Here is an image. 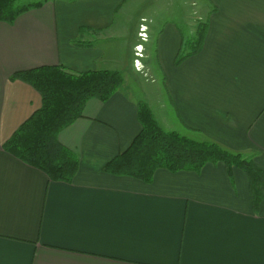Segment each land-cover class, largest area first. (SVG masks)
Returning a JSON list of instances; mask_svg holds the SVG:
<instances>
[{"label": "crops", "instance_id": "obj_1", "mask_svg": "<svg viewBox=\"0 0 264 264\" xmlns=\"http://www.w3.org/2000/svg\"><path fill=\"white\" fill-rule=\"evenodd\" d=\"M38 3L14 23L0 22V264H264V189L255 211L241 169H160L150 184L104 170L141 132L140 102L164 130L178 126L264 170V0H206L204 47L180 64L178 28L159 30L158 69L147 48L140 62L163 85L154 80L136 94V47L153 40L147 24V42L140 37L144 17L136 36L131 26L139 0ZM45 66L118 71L125 79L110 100L88 101L83 117L58 134L80 157L71 183L50 181L4 150L42 106L39 92L15 76Z\"/></svg>", "mask_w": 264, "mask_h": 264}, {"label": "trees", "instance_id": "obj_2", "mask_svg": "<svg viewBox=\"0 0 264 264\" xmlns=\"http://www.w3.org/2000/svg\"><path fill=\"white\" fill-rule=\"evenodd\" d=\"M18 1L0 0V22L12 24L22 13L42 5L17 6ZM207 31V23L202 24L197 32V47L194 44L192 52L177 60L178 64L200 53ZM15 77H20L39 92L42 106L4 143V150L44 172L50 181L73 182L80 169V158L62 145L57 136L83 117L88 101L97 99L105 103L110 100L123 86V74L109 70L73 74L60 66H45ZM138 107L142 130L127 150L104 166L106 172L150 184L160 169L198 173L208 164L223 163L230 175L234 168L246 173L254 209L259 210L263 200L264 170L252 157L246 158L215 143L197 142L177 132L165 131L146 103L140 102Z\"/></svg>", "mask_w": 264, "mask_h": 264}, {"label": "rangeland", "instance_id": "obj_3", "mask_svg": "<svg viewBox=\"0 0 264 264\" xmlns=\"http://www.w3.org/2000/svg\"><path fill=\"white\" fill-rule=\"evenodd\" d=\"M39 1H43V0H19L17 2V6H23V5L27 6V5H31V4L39 2ZM139 1L141 3V6L136 8V11H134V10H133V12L130 11V14H133V17L136 18L134 20V22H132L133 24L131 23V26L135 27V36H136V33L139 29L140 18L144 17L145 19L142 20V24L140 25L139 34L144 32L146 34V36H148L147 33L150 32V30L148 29L147 26H149V28H151V34H153L152 35L153 40H149L147 42L148 38H146V41L144 40L143 42H147V43H142L146 47L143 48L141 46L142 48H140V49H146L147 48L148 52L151 53L150 54L151 59L149 60V62L151 64L152 68L158 69V66H156V59H155L158 56V46L156 43L157 41L154 40V37L158 36L157 34H158L159 30H161V29L163 30L166 26L169 25V23L173 24L174 26H176L178 28V30L181 34L182 40H183V45H182L183 50H182V52L180 51L181 54L178 58V61L184 55H188V54H190V52H192V50H193L192 47L194 44H195V48L197 47L198 42H199V37H198L199 35L197 32H198L199 28L202 26V24H205L208 22V20L207 19L205 20V18L201 19V20L199 19L200 15H203V17H204L205 13H204L203 9H204V4H205L206 0H139ZM135 2H138V0L137 1L135 0ZM129 6H128V8H129ZM131 9H133V8H129V10H131ZM146 24H147V26H146ZM208 26H209V22L207 23V30H208ZM133 31L134 30L132 29V32ZM139 41L141 42V40H139ZM205 41H206V39H205ZM205 41H204V44H205ZM137 47H139V46H137ZM203 47H204V45H203ZM140 49H139V51L136 49L135 55H136L137 59L134 61V65L137 64V62L140 63V66H138V67L134 66V68L137 69L138 74L131 76V78H130L132 81L135 78L137 79V84H138L137 89L138 90H135V94L140 93L142 90H145V87L147 86V84L151 85V82L154 80L157 81V83L160 84V86L163 85V83H161V82H163L162 75L157 76L156 73L153 72L152 69L144 66V62H140L142 60L143 61L145 60V58H144L145 57V55H144L145 50L144 51L141 50V52H140ZM138 54H141V57L137 56ZM190 57H192V56H190ZM128 83L130 84L129 90L132 92L133 91L132 90L133 82H131L129 80ZM124 84H125V80H124ZM124 84L120 89H122L124 87ZM166 120L169 122L170 125L176 124V121L172 120V118H169ZM162 126L165 128V131H168L167 130V129H169L168 127H171V126H166V124H165V126L162 124ZM172 127H174V128H172L173 131H168V132L179 133V131L181 130L178 126H172ZM245 157L248 158V156H245Z\"/></svg>", "mask_w": 264, "mask_h": 264}, {"label": "bare ground", "instance_id": "obj_4", "mask_svg": "<svg viewBox=\"0 0 264 264\" xmlns=\"http://www.w3.org/2000/svg\"><path fill=\"white\" fill-rule=\"evenodd\" d=\"M140 36H141V38H142L143 40L146 41L147 36H146L145 33H141ZM144 38H145V39H144ZM141 48H142V47H141ZM141 50H142V49H140V52H141ZM138 56L141 57V54H138Z\"/></svg>", "mask_w": 264, "mask_h": 264}, {"label": "built area", "instance_id": "obj_5", "mask_svg": "<svg viewBox=\"0 0 264 264\" xmlns=\"http://www.w3.org/2000/svg\"><path fill=\"white\" fill-rule=\"evenodd\" d=\"M144 33V32H143ZM141 48V46L137 47L136 49L139 51V49ZM138 56V55H137ZM138 67V66H137Z\"/></svg>", "mask_w": 264, "mask_h": 264}]
</instances>
